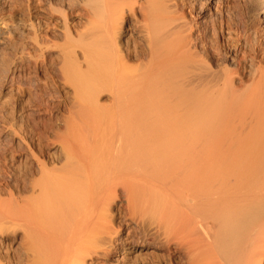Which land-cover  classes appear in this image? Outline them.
Returning a JSON list of instances; mask_svg holds the SVG:
<instances>
[{
  "label": "bare ground",
  "instance_id": "1",
  "mask_svg": "<svg viewBox=\"0 0 264 264\" xmlns=\"http://www.w3.org/2000/svg\"><path fill=\"white\" fill-rule=\"evenodd\" d=\"M232 1L0 0V45L18 23L28 62L56 49L75 101L0 200V264H264V0ZM118 205L142 224L115 230Z\"/></svg>",
  "mask_w": 264,
  "mask_h": 264
},
{
  "label": "rangeland",
  "instance_id": "2",
  "mask_svg": "<svg viewBox=\"0 0 264 264\" xmlns=\"http://www.w3.org/2000/svg\"><path fill=\"white\" fill-rule=\"evenodd\" d=\"M234 1L238 3V0L232 2ZM249 21L250 25L258 32L255 34L258 39L255 36L254 39L257 42L261 41L264 37V22L262 20L260 22V19L258 21L250 18ZM80 22L79 18L74 17L70 25H78ZM22 27L21 24H15V31L11 34L12 36L5 41V44L0 45V200L5 197L8 198L9 192L14 194L16 198L19 197L18 194L22 191L23 171L21 170H23L24 164L30 168L29 175L34 174L36 167L34 166V160L28 157L29 150L27 148H33L31 150H34L38 157L45 161L49 167L58 155L60 156V141L68 136L67 134L72 128L70 127L69 108L75 104V101L71 88L68 84L61 82L58 74L56 75L54 65L59 59L57 50L51 51L48 58L43 60L44 63L41 56V60H38L39 57L37 56L36 63L33 60L28 62L27 53L21 50L22 44L28 40V31ZM251 51L255 53L253 52V54ZM251 51H249L250 54L254 56V60H251L252 63L255 62L256 64L258 60H264V49L261 45ZM30 53L31 55L35 54L32 50H30ZM248 61L251 63L250 59L245 63L248 64ZM45 92L50 93L51 97ZM42 93H45L44 96ZM108 98L106 95L99 97L98 102L99 105H102V109L109 107L108 105L111 104ZM26 156L28 158L25 160ZM154 192L148 191V194H146L147 196L150 194L151 196H149L152 198L155 196ZM116 208L113 209V213L118 214L113 223L115 230L120 227L121 233L124 232L123 225L125 223L128 228L135 227L134 224L128 225L131 220L134 223L136 222V225H138L137 222L142 224L139 219H136V221L131 215H126L125 206L118 205ZM150 214L144 216L145 223L150 222L151 219L155 220V218L153 219L155 216ZM9 228L11 230L12 228L15 229V225ZM15 231H17L15 232V240L13 239L10 242V249L9 247L6 248V245L1 248L4 252H6L5 250L9 251L13 257L19 255L20 230ZM127 253L129 257H133L139 254L150 255L149 253L155 252L153 249H144L142 251L129 250ZM17 257L14 260H17ZM94 260L95 258H89L86 260V264H93L98 261L97 259Z\"/></svg>",
  "mask_w": 264,
  "mask_h": 264
}]
</instances>
